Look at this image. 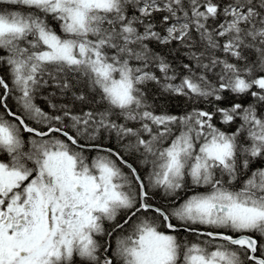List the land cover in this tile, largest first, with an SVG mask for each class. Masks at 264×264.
Masks as SVG:
<instances>
[{"label":"snow or ice","instance_id":"1","mask_svg":"<svg viewBox=\"0 0 264 264\" xmlns=\"http://www.w3.org/2000/svg\"><path fill=\"white\" fill-rule=\"evenodd\" d=\"M0 264H264V0H0Z\"/></svg>","mask_w":264,"mask_h":264}]
</instances>
